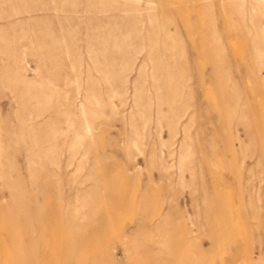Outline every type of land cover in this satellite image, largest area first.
Here are the masks:
<instances>
[{
	"label": "rangeland",
	"instance_id": "obj_1",
	"mask_svg": "<svg viewBox=\"0 0 264 264\" xmlns=\"http://www.w3.org/2000/svg\"><path fill=\"white\" fill-rule=\"evenodd\" d=\"M0 264H264V0H0Z\"/></svg>",
	"mask_w": 264,
	"mask_h": 264
}]
</instances>
